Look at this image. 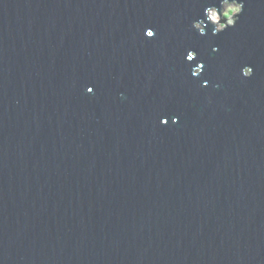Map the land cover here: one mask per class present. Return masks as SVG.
<instances>
[{
    "label": "water",
    "instance_id": "1",
    "mask_svg": "<svg viewBox=\"0 0 264 264\" xmlns=\"http://www.w3.org/2000/svg\"><path fill=\"white\" fill-rule=\"evenodd\" d=\"M238 2L0 0V264H264V0L208 15Z\"/></svg>",
    "mask_w": 264,
    "mask_h": 264
},
{
    "label": "rangeland",
    "instance_id": "2",
    "mask_svg": "<svg viewBox=\"0 0 264 264\" xmlns=\"http://www.w3.org/2000/svg\"><path fill=\"white\" fill-rule=\"evenodd\" d=\"M235 3H225L221 9V11L219 12L220 13V17L222 18H226L223 22L221 21H218L219 20V14L218 12L214 9V10H210L208 15H209V18H210V21L212 23L216 25H225V23H230L233 21V17H234V14L237 12L236 11H233L234 7H235ZM215 16V20L212 19V16ZM221 28V27H220Z\"/></svg>",
    "mask_w": 264,
    "mask_h": 264
},
{
    "label": "clouds",
    "instance_id": "3",
    "mask_svg": "<svg viewBox=\"0 0 264 264\" xmlns=\"http://www.w3.org/2000/svg\"><path fill=\"white\" fill-rule=\"evenodd\" d=\"M242 8H243V0H239V2L236 3V5H235V7H234V9H233V11H236L237 9H239V13H237V16L235 17V19H238V16H239V14L241 13ZM212 19L215 20V16H214V15L212 16ZM216 27H217V28H220V27H222V26H221V25H216ZM214 50H215V49H214Z\"/></svg>",
    "mask_w": 264,
    "mask_h": 264
},
{
    "label": "snow or ice",
    "instance_id": "4",
    "mask_svg": "<svg viewBox=\"0 0 264 264\" xmlns=\"http://www.w3.org/2000/svg\"><path fill=\"white\" fill-rule=\"evenodd\" d=\"M151 35V33H149Z\"/></svg>",
    "mask_w": 264,
    "mask_h": 264
}]
</instances>
